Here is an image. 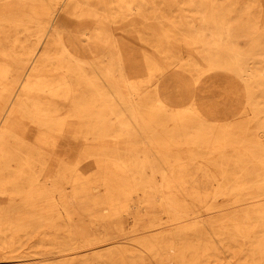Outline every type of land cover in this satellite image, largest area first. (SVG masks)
Listing matches in <instances>:
<instances>
[{
  "label": "bare ground",
  "instance_id": "obj_1",
  "mask_svg": "<svg viewBox=\"0 0 264 264\" xmlns=\"http://www.w3.org/2000/svg\"><path fill=\"white\" fill-rule=\"evenodd\" d=\"M78 3L0 0V264H264V24L191 0L138 51L150 0Z\"/></svg>",
  "mask_w": 264,
  "mask_h": 264
},
{
  "label": "rangeland",
  "instance_id": "obj_2",
  "mask_svg": "<svg viewBox=\"0 0 264 264\" xmlns=\"http://www.w3.org/2000/svg\"><path fill=\"white\" fill-rule=\"evenodd\" d=\"M87 3L79 0V3L74 9L63 14L64 26L61 27L62 21H56V25L60 26L64 34L75 33L81 36L82 32H94L98 29V20H101L104 16L107 15V11L98 4L95 3L96 0H87ZM236 5L239 9L243 10L242 22L248 20V18L255 17L258 21L260 29L264 24V0H236ZM53 5L51 6L50 11L53 12ZM53 9V10H52ZM143 15L147 17V20H142L138 15L133 11H124L123 14L118 18L109 17L107 19L109 30H114L121 34L119 37V42L123 43L127 48L133 50L143 51L139 44L133 41L129 34L132 30H146V31H155L159 32L167 28L166 23L161 21L157 17L167 16L169 19L175 21H185L183 23L189 22L191 17L194 15V10L191 5V0H157L154 4L151 2L147 6V9L142 12ZM56 19V18H55ZM43 25L44 19L41 20ZM86 43V41H83ZM68 149H76L75 146L69 145L66 146ZM230 213L229 210L225 213ZM239 213V212H238ZM240 223V222H239ZM255 225V222L243 221L241 226L243 229L247 227H252ZM253 237V235H252ZM246 240H244L245 242ZM46 250H36V254L31 256V258L25 256L26 259H44L48 256L45 252ZM221 252V250L217 251ZM2 257V256H1ZM0 257V258H1ZM3 262L0 259V263ZM216 264V263H213Z\"/></svg>",
  "mask_w": 264,
  "mask_h": 264
}]
</instances>
